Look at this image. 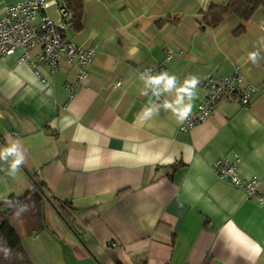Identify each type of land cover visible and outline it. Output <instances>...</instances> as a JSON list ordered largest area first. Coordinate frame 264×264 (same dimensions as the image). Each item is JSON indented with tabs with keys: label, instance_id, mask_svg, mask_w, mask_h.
<instances>
[{
	"label": "crops",
	"instance_id": "0c3cea01",
	"mask_svg": "<svg viewBox=\"0 0 264 264\" xmlns=\"http://www.w3.org/2000/svg\"><path fill=\"white\" fill-rule=\"evenodd\" d=\"M16 1L0 0V18ZM224 2L83 0L82 27L66 36L97 54L71 98L74 65L52 73L41 64L39 77L19 51L0 57V150L18 144L22 165L81 210L73 228L34 190L8 211L33 264H264V208L212 169L236 153L238 175L258 178L264 195V9L209 25L207 8ZM165 50L182 55L165 61ZM235 65L256 87L248 105L221 99L186 132L173 108L161 109V98L176 107L190 77L227 76ZM149 68L175 76L176 88L154 93L140 76ZM194 91L184 97L190 112L204 94L199 83ZM12 159L0 160V199L33 186L21 167L12 173Z\"/></svg>",
	"mask_w": 264,
	"mask_h": 264
},
{
	"label": "built area",
	"instance_id": "2783aa9c",
	"mask_svg": "<svg viewBox=\"0 0 264 264\" xmlns=\"http://www.w3.org/2000/svg\"><path fill=\"white\" fill-rule=\"evenodd\" d=\"M53 7L57 17L53 18L48 9ZM70 13L65 0H18L5 8L4 15L0 18V57L2 59L20 52L18 63L28 64L37 76L40 75L39 65L45 64L54 73L61 61L76 67V73L66 84V89L71 98L81 85L86 74L88 64L97 54L94 46H84L70 41L66 36ZM181 51H164V60L180 57ZM161 64L155 68H159ZM155 68L145 69L140 72L144 79L152 75ZM44 81V80H42ZM199 86L204 94L196 108L183 120L179 129L189 131L197 124L204 122L213 112L215 104L221 99L236 98L242 106L251 101L256 87L246 82L235 65L233 72L227 76L215 77L206 75ZM161 109L165 110L166 99H159ZM239 161L238 154L232 158L217 159L212 166L217 179L234 187L240 188L248 199L255 200L264 208V195L259 194V179L256 177L243 180L237 173ZM117 245L116 240H111L109 246Z\"/></svg>",
	"mask_w": 264,
	"mask_h": 264
},
{
	"label": "trees",
	"instance_id": "16d2710c",
	"mask_svg": "<svg viewBox=\"0 0 264 264\" xmlns=\"http://www.w3.org/2000/svg\"><path fill=\"white\" fill-rule=\"evenodd\" d=\"M65 1L70 13V25L75 31H78L82 27L83 0ZM259 7L264 9V0H225L221 5H209L205 20L209 25L215 26L219 24L226 15L234 14L240 20L245 21L248 20ZM243 30V26L239 25L233 33L237 35L243 32ZM20 167L24 173L31 178L33 186L31 187V190L23 196H15L11 194L0 199V264H33L24 251L21 239L15 228L7 219L8 211L14 208V205L16 206L19 204V202H21L30 192L34 190L37 191L40 196L43 197L45 202L51 206L55 213L73 228L75 227L74 225L79 222V215L81 213V210L75 208L70 201L60 200L53 196L45 183L36 179L26 167L22 164ZM96 216L97 213L93 214L90 217V220ZM87 222H89V220H87ZM76 232L79 234V231L76 230ZM137 264H146L145 258H142Z\"/></svg>",
	"mask_w": 264,
	"mask_h": 264
},
{
	"label": "clouds",
	"instance_id": "9594fccd",
	"mask_svg": "<svg viewBox=\"0 0 264 264\" xmlns=\"http://www.w3.org/2000/svg\"><path fill=\"white\" fill-rule=\"evenodd\" d=\"M258 53H251L249 58L255 63L257 62ZM199 83L198 78L190 77L185 81L184 86L179 88L177 93V98L175 99V106L173 104H167L169 108H173L174 111L178 113V116L181 120L185 119L191 111V103L185 104L184 97L187 96L188 100L191 101L195 97V88ZM146 85L153 88L154 93H159L162 91H172L176 88V77L169 76L166 72L161 73L158 76L148 75L146 78ZM9 157H12L11 171L14 174L19 170L21 164L24 163V154L19 150V146L13 145L9 148L0 151V160L5 162L8 161ZM15 207V205H14ZM28 210L27 205L19 207L17 214L26 212Z\"/></svg>",
	"mask_w": 264,
	"mask_h": 264
},
{
	"label": "rangeland",
	"instance_id": "374dc122",
	"mask_svg": "<svg viewBox=\"0 0 264 264\" xmlns=\"http://www.w3.org/2000/svg\"><path fill=\"white\" fill-rule=\"evenodd\" d=\"M1 151V150H0Z\"/></svg>",
	"mask_w": 264,
	"mask_h": 264
}]
</instances>
